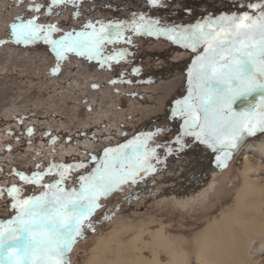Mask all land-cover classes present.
<instances>
[{
  "label": "rangeland",
  "instance_id": "374dc122",
  "mask_svg": "<svg viewBox=\"0 0 264 264\" xmlns=\"http://www.w3.org/2000/svg\"><path fill=\"white\" fill-rule=\"evenodd\" d=\"M248 2L161 0L160 6H150L146 0H76V8L59 4L50 10L45 6L30 11L35 5H45L46 0H0V40L8 39L10 24L18 22V17H36L42 25L55 24L59 31L51 38L59 39L65 32L86 30L81 25L89 21L97 28V21L130 23L133 13L158 20L159 26H189L221 15L240 14L248 10L244 7ZM124 36L132 38L131 45L121 38L117 43H107L104 54L123 50L127 55L103 67L95 58L88 60L72 52L57 61L51 46L42 39L27 45L11 41L0 44V189L5 190L0 196V220L16 214L7 189H21L14 194L17 199L39 195L41 184L54 183L59 170L36 185L25 183L16 173L32 179L33 172L47 171L53 163L74 165L83 161L87 169L69 170L65 184L66 188H78V176L94 170L97 164L90 157L102 160L104 146L116 147L122 141L153 133L148 143L159 157V163L153 160L157 171L99 200L100 208L91 217L94 230L86 229L73 244L70 264H87L97 239L110 233L117 219L127 226L146 222V233L163 227L162 234L176 254L158 250L159 264H172V256L177 255L183 259L179 264H204L198 258V249L205 233L215 235L221 248L224 242L239 244L238 250L229 249V255L221 251L214 256L217 264H264V150L257 146L264 140V133L245 135L225 166H218L217 156L224 157L184 135L183 119L171 115L176 101L187 95L186 76L194 54L166 36L137 35L131 30ZM57 67L58 72L53 74ZM113 80L116 83H111ZM171 120L175 124H170ZM28 129L33 132L29 134ZM177 137H181L179 143ZM243 175L253 184L255 194L240 208L241 216L232 224L236 238L230 241L224 237L227 229L213 231L211 227L236 210ZM249 201L256 204L250 206ZM245 221L250 225H241ZM251 232H255L253 240L246 236ZM131 237V232L121 236V248L114 245L108 253L111 257H99L100 261L116 260L118 250L124 258L132 259L128 254ZM144 240L148 244L150 236L145 235ZM143 253L146 261L154 258L146 250Z\"/></svg>",
  "mask_w": 264,
  "mask_h": 264
},
{
  "label": "snow or ice",
  "instance_id": "6c2138e0",
  "mask_svg": "<svg viewBox=\"0 0 264 264\" xmlns=\"http://www.w3.org/2000/svg\"><path fill=\"white\" fill-rule=\"evenodd\" d=\"M146 3L160 6L161 0H146ZM59 4L78 7L76 0H50V3L46 0L45 5H35L29 10L40 11L45 6L50 10ZM244 7L248 10L240 14L221 15L189 26H159L158 20L133 13L130 23L97 21L100 25L97 28L89 21L81 25L86 30L68 31L59 39L51 38L53 32L59 31L55 24L42 25L36 17H18V22L10 24L8 39L0 40V44L11 41L27 45L42 39L51 46L57 61L66 52H72L88 60L95 58L103 67L127 55L123 50L104 54L107 43H117L123 38L124 43L132 44V38L124 36L126 30L137 35L166 36L173 44L194 54L186 76L187 95L176 101L177 107L171 115L183 119L184 135L220 153L224 159L217 156L218 166H225L245 135L264 133V0H249ZM75 18L79 19L78 13ZM201 46L202 51H198ZM58 70V67L53 69V74ZM254 96L258 100L251 98ZM238 100L242 106L236 111L233 105ZM27 131L31 134L33 129ZM153 135L145 133L143 138L136 136L116 147L104 146L102 160L90 157L97 164L94 170L78 176V188H66L65 184L70 178L69 170L87 169L83 161L74 165L53 163L47 171L33 172L32 179L16 173L25 183L36 185L53 170H59L54 183L41 184L39 195L17 199L14 194H19L21 189L15 186L7 189L16 214L11 219L0 220V264H70L73 244L86 229L94 230L91 217L100 208L99 200L116 190L122 191L125 184L136 185L157 171L153 160L159 163V157L156 148L148 143ZM180 139L177 137L176 142ZM4 194L5 190L0 189V196Z\"/></svg>",
  "mask_w": 264,
  "mask_h": 264
},
{
  "label": "bare ground",
  "instance_id": "6f19581e",
  "mask_svg": "<svg viewBox=\"0 0 264 264\" xmlns=\"http://www.w3.org/2000/svg\"><path fill=\"white\" fill-rule=\"evenodd\" d=\"M93 94H94V92H93ZM257 146L261 150H264V140L257 142ZM242 178L244 181L242 182L241 191L237 194V196L235 195L236 196V207H235L236 210L235 209L232 211L229 210L230 211L229 214L223 215L221 221L219 223H217V225L214 223L213 226L211 227V229L213 228V231L218 230L221 227H224L225 229H227L225 231L224 237L225 236L229 237L230 241H234L236 238V237H234L235 235L233 236V234H232L234 231L233 230L234 227L232 224L237 222V219H239V217L241 216L242 209H240V208L242 206L243 207L245 206L246 201L249 200V198H250V196H252V194H255L252 191V189H253L252 185L253 184L251 185L247 181L248 178L245 177L244 175ZM255 204H256L255 201H249L250 206L255 205ZM243 211L246 212V210H243ZM245 212H243L242 214H244ZM115 223H116L115 224L116 226L113 227V230L110 233L106 234L107 236L105 235L104 237H101L99 235L100 237L97 239L98 243L95 246V248L93 249V254H92V256L89 259L87 264H100L99 262H101V261H100L99 257H102V259H106L107 255L109 257H111L108 254L111 250V247L116 245L117 248H121L122 243H123L121 241V236H123V235L125 236L127 232H131L133 234V237H131L130 242H128V248H129L128 254L133 258L132 259L124 258L122 255V251L118 250L116 252L117 256L114 255V256H116L115 257L116 260H113L111 262H107L104 260H102V261L107 262L106 264H159L158 253L160 251H158V250H161V251L165 250V251H168L171 255H172V253L174 255L175 250L171 248L169 240L162 234V230H163L162 226H160L158 231H154L152 233H146V231L144 230V226L147 225L146 222H145L146 224L144 222H142L140 224L127 226V225H125V222L122 221V219H117L115 221ZM239 224H241V223H239ZM251 224L254 226L253 223H251ZM241 225L249 226L250 224H249V221H245V223H243ZM254 234H255V232H251L250 234H247L246 236H247V238H250L251 240H253ZM145 235L148 237L150 236L151 240L148 244H146L144 242L145 241L144 240ZM251 236H253V237H251ZM196 238H198V237H196ZM215 238H216L215 235L212 236V235H209V233H205V236L201 237V242H199L200 248L198 249L199 250L198 258H200L201 261L204 262V264H217V262H216L217 259L214 256H219L221 251L226 252L229 255L230 254L229 249L235 248L236 250H238V248H239V244L235 245L237 242L236 243H233V242L225 243L224 242V247L221 248V247H219V245H217ZM198 241H199V239H198ZM196 242H197V240H196ZM143 243H145L144 244L145 249L142 246ZM199 244L197 243L196 247ZM144 250H146L149 254L152 253L153 254L152 257L154 256V258L151 259L150 261L144 260L143 259L144 257L142 256L144 254L143 253ZM155 250H157V251L155 252ZM97 254H98V256H97ZM124 254H125V252H124ZM180 255H181V253H180ZM178 256L179 255H177V257L172 256L173 258H175L172 261V264L181 263L180 261H182L183 259L182 260L179 259Z\"/></svg>",
  "mask_w": 264,
  "mask_h": 264
},
{
  "label": "flooded vegetation",
  "instance_id": "af4514ba",
  "mask_svg": "<svg viewBox=\"0 0 264 264\" xmlns=\"http://www.w3.org/2000/svg\"><path fill=\"white\" fill-rule=\"evenodd\" d=\"M254 101L255 100H258V97H256V96H254V97H251ZM241 106H242V101L241 100H238L237 102H236V104L235 105H233V107H234V109L236 110V111H239L240 110V108H241ZM243 106H246V101L245 102H243ZM175 124L172 120L170 121V124ZM170 124H168V126L170 127ZM127 141L128 140H126V141H122V142H120L118 145H120V144H125V143H127Z\"/></svg>",
  "mask_w": 264,
  "mask_h": 264
}]
</instances>
